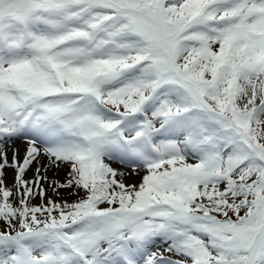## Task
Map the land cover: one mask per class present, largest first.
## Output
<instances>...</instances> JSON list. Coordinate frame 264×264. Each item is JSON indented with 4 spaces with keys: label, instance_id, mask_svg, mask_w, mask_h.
<instances>
[{
    "label": "snow or ice",
    "instance_id": "snow-or-ice-1",
    "mask_svg": "<svg viewBox=\"0 0 264 264\" xmlns=\"http://www.w3.org/2000/svg\"><path fill=\"white\" fill-rule=\"evenodd\" d=\"M0 264H264V0H0Z\"/></svg>",
    "mask_w": 264,
    "mask_h": 264
}]
</instances>
